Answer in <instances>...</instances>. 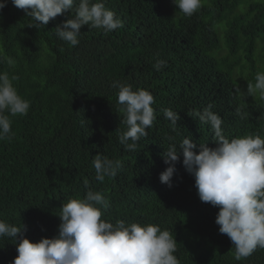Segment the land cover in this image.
<instances>
[{
    "label": "trees",
    "instance_id": "16d2710c",
    "mask_svg": "<svg viewBox=\"0 0 264 264\" xmlns=\"http://www.w3.org/2000/svg\"><path fill=\"white\" fill-rule=\"evenodd\" d=\"M104 3L123 27L105 33L83 25L74 47L56 35V26L75 7L38 27H29L33 21L12 0L0 9V72L17 77L12 83L30 102L26 115L10 116V138L0 140V220L22 226L30 242L52 238L61 206L91 189L107 201L97 205L102 219L171 231L180 264H264L260 248L234 259L232 241L215 223L218 208L199 199L179 149L184 138L216 146L211 126L191 116L209 104L227 138L264 137V99L248 92L264 71V0H202L191 17L172 0ZM157 54L167 61L160 70ZM117 81L154 97L156 120L135 151L118 140L127 126ZM164 109L178 113L175 129ZM170 145L179 159L169 187L159 174L169 166ZM96 154L120 162L115 176L96 180ZM17 254L14 239L0 237V264Z\"/></svg>",
    "mask_w": 264,
    "mask_h": 264
},
{
    "label": "clouds",
    "instance_id": "9594fccd",
    "mask_svg": "<svg viewBox=\"0 0 264 264\" xmlns=\"http://www.w3.org/2000/svg\"><path fill=\"white\" fill-rule=\"evenodd\" d=\"M172 2L186 17L202 7V0ZM12 4L31 18L29 27L46 25L75 7L74 15L56 26V35L73 47L79 44L83 25L105 33L123 27V21L105 6L104 0H12ZM5 6L6 0H0V9ZM5 59L12 63L10 58ZM166 64L157 54L156 70ZM16 79L0 72V140L10 138V116L26 115L30 108V102L18 94L12 83ZM113 87L118 88V112L123 114L127 126L118 140L126 150L135 151L137 142L148 135L147 129L156 120L154 97L149 90H133L131 84L117 81ZM257 91L264 99V71H258L255 84L248 85L249 94ZM163 114L175 129L178 113L164 109ZM191 116L211 126L216 146L197 145L191 138H184L179 145L182 163L194 177L199 199L218 208L215 223L219 232L232 241L234 259L244 260L258 248L264 249V137L246 134L227 138L221 127L222 118L212 111L211 104L202 111L194 110ZM197 146L198 152L193 150ZM164 157L169 166L159 174V180L170 187L174 162L179 159L177 147L170 145ZM93 166L96 180L103 182L106 176H115L121 164L96 154ZM97 205L106 207L107 201L91 189L84 198H70L61 206L58 235L37 242L23 236L22 226L0 220V237L13 238L16 244L18 254L11 264H180L174 254L177 241L171 231L153 223L118 220L113 224L102 219Z\"/></svg>",
    "mask_w": 264,
    "mask_h": 264
}]
</instances>
